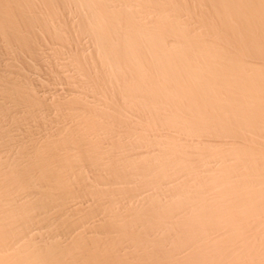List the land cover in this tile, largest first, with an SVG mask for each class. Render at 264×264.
<instances>
[{
  "label": "bare ground",
  "instance_id": "6f19581e",
  "mask_svg": "<svg viewBox=\"0 0 264 264\" xmlns=\"http://www.w3.org/2000/svg\"><path fill=\"white\" fill-rule=\"evenodd\" d=\"M0 264H264V0H0Z\"/></svg>",
  "mask_w": 264,
  "mask_h": 264
}]
</instances>
